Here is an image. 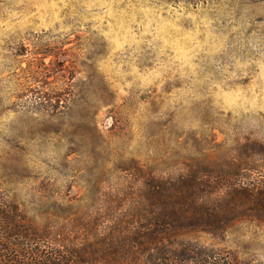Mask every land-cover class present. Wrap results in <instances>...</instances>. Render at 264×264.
Masks as SVG:
<instances>
[{"label": "rangeland", "instance_id": "rangeland-1", "mask_svg": "<svg viewBox=\"0 0 264 264\" xmlns=\"http://www.w3.org/2000/svg\"><path fill=\"white\" fill-rule=\"evenodd\" d=\"M246 139L264 143V0H0V175L21 201L94 198L131 159L248 183L260 161L229 168ZM262 229L206 244L264 264Z\"/></svg>", "mask_w": 264, "mask_h": 264}, {"label": "trees", "instance_id": "trees-1", "mask_svg": "<svg viewBox=\"0 0 264 264\" xmlns=\"http://www.w3.org/2000/svg\"><path fill=\"white\" fill-rule=\"evenodd\" d=\"M234 150L246 156L230 160L233 172L264 165L263 142ZM124 166L119 188L99 180L94 198L44 189L21 201L0 175V264H242L217 259L206 241L264 228V176L218 182L192 166L174 175L135 159Z\"/></svg>", "mask_w": 264, "mask_h": 264}]
</instances>
